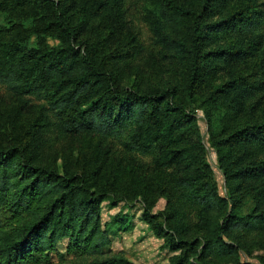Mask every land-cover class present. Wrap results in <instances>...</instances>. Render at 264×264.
I'll return each mask as SVG.
<instances>
[{"label": "trees", "instance_id": "16d2710c", "mask_svg": "<svg viewBox=\"0 0 264 264\" xmlns=\"http://www.w3.org/2000/svg\"><path fill=\"white\" fill-rule=\"evenodd\" d=\"M108 195L169 264H264V0H0V264H132Z\"/></svg>", "mask_w": 264, "mask_h": 264}, {"label": "rangeland", "instance_id": "374dc122", "mask_svg": "<svg viewBox=\"0 0 264 264\" xmlns=\"http://www.w3.org/2000/svg\"><path fill=\"white\" fill-rule=\"evenodd\" d=\"M195 103L197 125L205 145L206 161L213 170V178L217 185L220 195H226L225 181L218 168L217 156L214 148L208 142V125L206 123L204 111ZM218 112L215 113V115ZM217 116V115H216ZM165 205V199L159 198L151 209L152 214H159ZM145 205L139 198L135 200L115 199L108 195L100 204V217L102 227L107 231L110 244L104 248L105 251L120 253L132 264H169V259L174 255L168 244L163 238L158 237L150 228L143 217ZM158 221H162L159 218ZM67 239H61L57 243L58 253L65 254ZM264 250H255L254 255L263 254ZM54 264H59V256L52 254ZM242 261L258 264L254 257L242 255Z\"/></svg>", "mask_w": 264, "mask_h": 264}]
</instances>
